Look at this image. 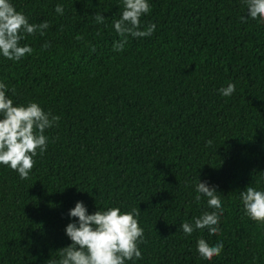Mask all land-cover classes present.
I'll return each instance as SVG.
<instances>
[{"label":"trees","instance_id":"1","mask_svg":"<svg viewBox=\"0 0 264 264\" xmlns=\"http://www.w3.org/2000/svg\"><path fill=\"white\" fill-rule=\"evenodd\" d=\"M148 2L141 30H156L116 52L122 0H10L50 26L20 41L31 55L0 54V82L14 105L36 102L60 120L27 180L0 165V264L58 261L78 201L88 214L140 210L143 258L126 264H264V224L240 199L248 186L264 191V24L246 0ZM199 181L221 199L219 235L181 229L214 211L196 202ZM199 239L223 242L221 254L203 259Z\"/></svg>","mask_w":264,"mask_h":264},{"label":"clouds","instance_id":"2","mask_svg":"<svg viewBox=\"0 0 264 264\" xmlns=\"http://www.w3.org/2000/svg\"><path fill=\"white\" fill-rule=\"evenodd\" d=\"M122 3V14L118 20L113 21L115 32L122 37L113 43L116 52L124 50L129 36L150 37L156 30L154 23L141 30V17L151 11L148 0H122ZM246 4L248 16L264 24V0H246ZM55 11L64 14L62 5L58 4ZM105 20L106 17L96 13V23L103 24ZM241 21L247 22L243 17ZM49 26L47 21L30 23L28 17L17 11L10 0H0V54L13 61L31 55L33 49L28 45L21 46L20 41L26 35H35L37 31L43 36ZM42 47L46 49L50 44L45 43ZM92 50L95 51V48ZM12 91L15 94V90ZM7 92V85L0 82V165L9 167L22 180H27L36 163L34 157L47 150L49 138L45 131L58 126L60 117L45 112L36 102L14 105L13 100L6 95ZM219 92L224 97H230L235 92V85L228 84ZM208 143L211 144V141ZM195 191L196 202L206 197L208 206L214 211L194 218V223H182L183 233L191 236L195 231L206 228L210 235H219L223 207L216 188L199 181ZM240 199L245 214L253 221L264 224V191L248 186L240 192ZM139 214L138 208L122 213L118 207L88 214L83 202L78 201L69 211L70 217L78 218L77 222L69 223L65 229L72 243L58 250L60 259L51 264H126L128 261L142 259L139 245L144 242V230L137 219ZM223 247V242L210 245L205 239L197 241L199 255L208 261L219 256Z\"/></svg>","mask_w":264,"mask_h":264}]
</instances>
